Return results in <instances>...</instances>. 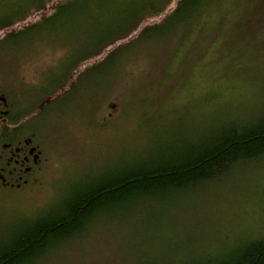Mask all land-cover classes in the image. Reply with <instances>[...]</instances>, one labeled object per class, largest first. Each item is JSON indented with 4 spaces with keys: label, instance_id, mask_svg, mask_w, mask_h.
Here are the masks:
<instances>
[{
    "label": "trees",
    "instance_id": "16d2710c",
    "mask_svg": "<svg viewBox=\"0 0 264 264\" xmlns=\"http://www.w3.org/2000/svg\"><path fill=\"white\" fill-rule=\"evenodd\" d=\"M26 1L9 15L0 5V43L18 44L26 30L50 23L59 31L41 41L70 35V92L80 88L73 76L97 89L115 69L132 92L119 113L96 118L104 132L123 131L118 164L71 182L62 203L41 216L0 221V264H98L104 248L119 257L114 264H264V215L258 233L215 232L218 208L238 219L219 192L264 213V195L249 190L264 179V0ZM211 63H221L220 73L184 98L196 70ZM228 76L234 82L225 85ZM52 92H40L38 112ZM114 220L115 233L95 238ZM91 239L103 251H90Z\"/></svg>",
    "mask_w": 264,
    "mask_h": 264
},
{
    "label": "rangeland",
    "instance_id": "374dc122",
    "mask_svg": "<svg viewBox=\"0 0 264 264\" xmlns=\"http://www.w3.org/2000/svg\"><path fill=\"white\" fill-rule=\"evenodd\" d=\"M26 2L30 1L0 0V5L6 9V13L9 15L8 10L13 9V7H17V5L28 7L31 4ZM6 17V14L0 12L1 19ZM36 18L34 16L31 20H36ZM158 21L159 19H153L149 23L152 24ZM42 24L43 22L38 27L30 29L28 33V30H26L22 36L24 38H19L20 42L18 44H14L12 40H8L7 43H0V85L9 88L11 95L19 102L20 107L25 111L24 114L29 115V118H33L38 114L34 125L39 134L42 135L41 141L48 156L42 178L35 185L20 193L0 188L1 208L8 210V212H15V215L0 213V221H5L2 223L4 225L10 224L13 219L21 220L24 219L23 217L29 219L41 216L50 209L59 206L63 197L70 192L71 182H77L85 175H95L94 172L108 165L116 166L124 150L121 141L123 131L120 126L114 127L111 132V128L109 132H104V128L95 125L96 118L101 119L103 113H107L109 110L113 115H116L119 110H122L121 102L129 100L128 95L131 94L132 87L121 88L124 85L122 70L119 73L115 69L113 76L107 80H102L108 87L97 89L92 86L87 76L78 77L75 75L72 80L79 81L80 88L76 93H73L74 90L70 92V35L62 34L58 36V42L48 44L46 41H41L46 40L44 37L46 31L54 35L59 29L57 26L48 27L50 23ZM195 39L196 35H193L192 40ZM139 49L136 53L139 52ZM123 62L122 67L126 65V60ZM209 66L211 68L207 72V66H200L192 76L196 86L194 88L189 87L190 89L187 88L188 90H184L185 93L181 90L182 92H179L178 95L184 93V98H188L191 94H198L208 88L206 86L211 82V72L217 71L220 73L218 68L221 69V63L214 65L211 63ZM207 79H209L208 82ZM227 79L230 80L225 81L223 78V84L234 82V76H228ZM202 85L204 87L199 91ZM176 88L173 87L172 89ZM43 89H54V92H52L54 98L46 107V110L38 112L39 107L37 106L42 100L40 92ZM70 93L74 95L71 97L74 100L72 105H70ZM99 105L102 106V111L98 112L99 115L97 116L95 113L98 111ZM34 107L36 109H33ZM183 107L184 103L180 104L178 108L180 113H182ZM131 125L132 122L127 123L126 128L131 127ZM76 142L83 144L77 148L73 145ZM256 181L255 186H257L252 185L249 190L254 189L255 191L257 189L256 192L262 198L264 195V179ZM219 194L226 198L223 201L231 200V210L234 215L238 216V219L233 223L231 221L233 217L229 216L231 213H226L222 211L225 209L220 210L218 208L216 234H220L223 228L228 230L225 231L228 234L232 230H242L247 234L258 233V229H255L258 225L256 221L263 219L262 216L264 215L259 209L260 206L256 205V209L253 207V212H251L252 208H250L248 202L236 200L239 195L236 198H231L230 193L224 195V193L219 192ZM232 199L240 202L234 204ZM221 203H219V207L222 208ZM19 213L22 215H19ZM245 216H248L249 221L247 223L243 218ZM119 227L120 224L116 220L110 224L100 225L97 228L98 234L95 238L100 239L101 237L103 239L104 233H115ZM92 239L87 243L89 250L98 247L103 251L102 244L98 242L93 244ZM113 253V250L104 248L105 257L98 264H114L110 263V258H113L116 262L119 257L114 256ZM74 256L76 255L74 254ZM75 264H78V262Z\"/></svg>",
    "mask_w": 264,
    "mask_h": 264
},
{
    "label": "flooded vegetation",
    "instance_id": "af4514ba",
    "mask_svg": "<svg viewBox=\"0 0 264 264\" xmlns=\"http://www.w3.org/2000/svg\"><path fill=\"white\" fill-rule=\"evenodd\" d=\"M24 112L0 85V188L15 193L39 182L48 162L42 135Z\"/></svg>",
    "mask_w": 264,
    "mask_h": 264
}]
</instances>
